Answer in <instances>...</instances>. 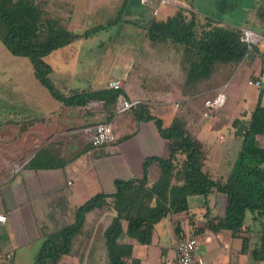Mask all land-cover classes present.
<instances>
[{
	"label": "crops",
	"instance_id": "obj_1",
	"mask_svg": "<svg viewBox=\"0 0 264 264\" xmlns=\"http://www.w3.org/2000/svg\"><path fill=\"white\" fill-rule=\"evenodd\" d=\"M63 1L46 0V3L59 5ZM68 1L72 11L69 21L64 25L73 32H82L104 23L110 18V16L107 18L104 12L111 8L115 9L127 0ZM137 1L136 8L128 9L129 12L132 11L130 14L133 13L132 18L127 16V19L131 21H125L135 27L133 36L138 37L137 39L134 37L135 49L137 56L142 57L139 62L137 60L136 80L130 77L135 62H131L125 68L123 76H120V73H117L114 78L111 76L120 53L122 56H129V51H132L129 41L118 38L119 46L116 53L108 52L107 54L103 46L97 49L100 54L98 53L96 57L91 55V51L97 48L98 44L105 45L107 36H110L107 30L109 26L86 36H79L53 49L44 55V59L51 66L50 75L54 85L63 93L70 95L75 91L110 88L109 81L120 79L122 80L121 89L125 91L126 95L125 93L124 95L127 99L135 103L147 102L151 112L161 116L164 124H169L178 111L179 104L186 103L184 108H187V102L191 98L184 91V66L177 53L178 49L170 41L150 39L145 28L132 21L145 22L153 16L164 19L174 13L177 5H184L183 3L187 4L184 6L192 9L198 10V6L196 4L191 6L189 0H179L178 4L164 2L161 3L162 6H159L156 0ZM154 8L157 9L155 14ZM46 9H51L50 11H55L58 15L62 14V9L59 7L47 8L46 6ZM102 13H104L100 16L102 20L98 21L97 18ZM78 15L81 16L79 20H77ZM241 27L248 28L245 25ZM254 31L261 34L262 39L256 44V50L252 55L242 62L246 64V69L238 79L233 78L241 63L222 88L226 93L225 102L228 101L223 121L230 126L233 118L249 112L254 106L244 108L243 105L237 106L234 103L241 99L244 101L245 96H249L250 105L254 101L255 104L257 100L258 93L253 91L251 95V89L247 86L253 85L249 79L264 69V32ZM139 39L141 46L137 47ZM9 53L12 61L10 67L7 69L1 66L0 68V213L6 215V219L0 221V252L9 253L10 256L0 258V264H35V255L42 243V225L54 228L71 222L74 219L75 207L99 191H111L115 178L141 177L144 158L150 155L167 156L170 152V140L160 136L153 120H137L131 108L116 114L115 106L111 102L92 100L91 104L72 105L56 99L33 76L32 64L27 56L10 51ZM3 56L6 57V53H3ZM162 56L168 61L163 71L160 70ZM107 59L109 64L105 62ZM124 61L125 58L120 62L121 65L126 62ZM106 66H108L107 69ZM20 67L24 68V72L17 71ZM237 92L242 98H238ZM262 102L264 104V93ZM4 108L8 110L4 111ZM107 120L111 121L112 125L115 123L113 130L116 138L113 142L120 141L118 144L121 149V157L115 160L120 163V168H124V171L128 173L124 174L125 176H121L118 170L111 171L109 174L105 170L111 154L117 150V147L102 150V148L95 149L90 144V132L86 127ZM230 134L232 136L230 138L234 140L232 133ZM259 138L264 140V135L258 136V141H260ZM36 156L40 157V165L30 163ZM109 162H114L113 158ZM232 163L224 168V176L229 172ZM110 166L108 164L109 169L112 170ZM154 166H151L148 171L150 179L155 176ZM197 197H189L192 212L200 204L203 205V199L200 201L198 199L197 202ZM105 204L109 206L103 208ZM105 204L97 209L103 231L115 215L113 207L109 203ZM86 218L87 214L85 221ZM177 227L179 230L184 229L185 232L190 230L185 213L167 214L157 221L151 243H140L127 236L124 220L121 221L116 234L121 237V240L118 238L120 241L132 243L133 254L140 258V264L145 261L144 255L148 259L149 248L156 256L158 255L153 264H174ZM94 229V226L86 229L85 235L79 233L73 239L72 243L77 247L78 253L73 262L70 261L73 264H86L94 257L96 250ZM219 231L222 240L216 238L214 231L202 233L200 247L203 243L209 242L221 250V254L216 257V263L206 260L209 264H228L234 261L241 264V260H244L247 254L239 253V236L233 237L224 229ZM103 244H105L104 241ZM63 257L64 255L58 264H65ZM252 262L257 264L254 258ZM260 264H264V260L260 261Z\"/></svg>",
	"mask_w": 264,
	"mask_h": 264
},
{
	"label": "trees",
	"instance_id": "obj_2",
	"mask_svg": "<svg viewBox=\"0 0 264 264\" xmlns=\"http://www.w3.org/2000/svg\"><path fill=\"white\" fill-rule=\"evenodd\" d=\"M217 4L220 10L234 5L228 0H217ZM46 6L59 7L62 14L47 10ZM71 11L68 0L59 5L46 0H0V39L10 52L29 58L33 76L56 99L72 105H84L90 100L114 104L117 95L124 94L121 88L63 93L54 85L51 66L44 55L79 36L131 20L119 13L92 28L73 32L64 25ZM132 22L142 25L150 39L170 41L178 51H183L184 91L191 97L187 108H184L186 103L179 104L171 122L164 124L161 116L151 112L147 102L140 101L131 107L137 120H153L160 136L170 140V152L167 156H146L141 177L115 178L111 191H99L76 206L71 222L54 228L42 225V243L35 255V264H58L63 255L71 253L72 241L79 234L86 213L105 203L115 210L103 231L108 264H140V258L133 254L132 243L118 239L116 233L122 220L126 221L127 236L147 244L152 241L157 221L167 214L180 212L186 214L189 228L197 232L224 229L233 237L239 236V253L251 255L260 264L264 260V144L257 137L264 135V85H260L252 109L231 121V133L240 147L224 179L211 176L203 168V159L195 145L198 128L190 122L197 110L191 103L193 96L200 95L198 110L203 112L204 100L223 88L238 66L256 50V45H248L241 38V26L225 22L214 13L184 5H177L174 13L164 19L153 16L142 23ZM39 161L40 157L36 156L30 163L40 165ZM153 165L155 176L150 179L148 171ZM213 193L223 195L225 202L221 213L210 215L213 209L209 197ZM190 196L203 197L208 218L203 225L190 212ZM248 214L251 224L258 222L260 231L251 249L249 237H240L244 229L253 228L246 225ZM177 229L176 242L186 236L184 229Z\"/></svg>",
	"mask_w": 264,
	"mask_h": 264
},
{
	"label": "rangeland",
	"instance_id": "obj_3",
	"mask_svg": "<svg viewBox=\"0 0 264 264\" xmlns=\"http://www.w3.org/2000/svg\"><path fill=\"white\" fill-rule=\"evenodd\" d=\"M156 1H157V4L159 6H162L161 0H156ZM189 1L191 3H193V5L196 4V6H198L199 10H204L205 12L214 13L217 17L222 18V20L225 22H231V23L238 25V26L245 25V26H248V28L251 27L254 30L264 32V0H228V3H233L234 5H232L231 7L227 6L223 10H220V8L217 6L218 5L217 0H189ZM178 2H179V0H178ZM180 4H182V3H180ZM183 4H185V3H183ZM137 5H138L137 0H127L124 4L121 3L120 6L116 7L115 9L112 10V8H111L110 9L111 11L108 10L104 13H106V17L110 16V18H113L117 15L118 12L121 11L122 12V13L120 12L121 17L124 16V18L126 17V19L128 17L132 18L133 13L130 14V12H132V11L129 12L128 9L133 10V8H136ZM185 5H187V4H185ZM104 13L99 14V17L97 18L98 21L102 20V19H100V16H102ZM80 18H81V16L78 15L77 20H79ZM119 22H121V23L111 24L109 26L110 28L107 30H109L108 33L110 34V36H107L108 39L105 40V45H103L101 43H100V45L98 44V47L94 48L91 51V53H92L91 55L96 57L98 53L100 54V52H98L97 49H99V48L101 49V48H103V46H105L107 54H108V52L116 53L117 47L119 46V43L117 42L118 38L123 39L124 41H129L132 51H129L130 53L128 52L129 56L128 55L122 56L120 53V57L117 58V60L114 64V70L111 73V76L114 78V76H117V73H120V76H123L125 68H127L131 62L132 63L135 62V65L131 70L132 72L130 73V77H131V79L133 78L134 80H136V78L138 77V75H137V68H138L137 67V60L139 62V60L142 58L140 55L137 56L136 49H135L136 39L138 37L133 36V30H135L134 26H132L131 24L125 23V21H119ZM165 44L169 45V43H165ZM138 46H141L140 39H139V43L137 44V47ZM0 47H1V49H0V68H1V66H5L8 69L12 63V61L9 58V55H11V54L9 53V50L3 44L1 39H0ZM124 48H126V47H124ZM1 51H3V52H1ZM3 53H6V57L3 56ZM177 53L179 54L180 61H182L183 60V51L180 49V51H177ZM124 58H125V61L127 63L124 61L126 64L124 63L123 65H121L122 63H120V62L123 61ZM105 62H106V64H109L108 59ZM170 62H171V64L173 63L172 60ZM166 63H168V61L166 60V57L162 56L161 57V65H160L161 71H163L164 65ZM107 68H108V66H106V69ZM245 69H246V64L242 63L240 65V67L237 69L233 78L238 79L242 75V72ZM18 70H20V71L23 70V72H24V68L23 69H21V67L17 68V71ZM7 72H8V70H7ZM155 78H157V77H155ZM151 79H153V77H151ZM37 83L39 84V82H37ZM247 87L249 89H251L250 93L252 95L253 91L258 93L260 85H256V84L250 85L249 84V86H247ZM123 92L125 93L124 90H123ZM125 95H126V93H125ZM236 95H238V98L241 97L240 93H238V92L236 93ZM199 96L200 95L193 96V99L191 101V103H193L197 106L196 107L197 110H194L195 111L194 112L195 118L193 117L192 119H190V122L192 123V125H196L197 128L199 126V133L197 131L198 135L196 134L197 137H195V145L197 147L199 154L201 155V157L203 159V163H204L203 168L205 170H207L211 176H213L215 178H221L222 179V178H225L227 175V174L225 176L223 175V174H225L224 168L227 165H230L229 163H232L234 157L237 155V151L240 147V142L237 139H235L234 137H233L234 140L230 138V137H232L230 134L231 130L233 129L232 124L230 126L228 123L223 121V116L226 115V106H227L228 101L224 102L221 106H219L217 108L216 112H214L213 114L205 115L204 111L202 112L201 110H198V108L200 107ZM248 97L249 96H245L244 101H243V99H241L239 102L234 103V104L237 106L243 105L244 108H249L250 106H253L255 101L253 103H251V105H250V99ZM3 110L6 111L8 109L4 108ZM127 112H129V111H127ZM198 119H199L200 125L198 124ZM114 125H115V123H114ZM259 139H260L261 144H264V140H261V138H259ZM119 142L120 141H117V142L112 141V142H107L105 144L97 145V146L92 145L90 142V144L92 145V146L91 145L90 146L95 148V149L102 148V150H104L105 148H108V147H117V150H114V153L111 154V157L113 158L114 162H112V163L109 162L110 159H112L109 156L110 159L106 164L105 170H106L107 174H109L111 171L118 170V172H119V174H121V176H125L124 174H128V173H126V171H124V168H120V163L117 160H115V158L121 157V155H120L121 149H120L119 144H118ZM162 156H165V155H162ZM108 164L111 165L110 167L112 168V170L109 169ZM263 166H264V164H263ZM152 173L154 174V172H152ZM130 174H131V172H130ZM200 197L201 196H198L196 198L197 202H198V199H199V201L201 199H203ZM224 202H225V197L223 195L213 193L209 197V203H210V206L212 207L211 209H213V211L210 212V215H213V214L219 213V212L221 213L222 212L221 209L223 207ZM108 206L109 205L105 204L103 208L108 207ZM99 208H101V207H94L93 209H91L90 211H88L86 213L87 214V218L85 221L86 224L84 223L82 225L81 230L79 232V233H84V235H85L87 233L86 229H90L93 226L95 228L94 229V237H95L96 250H95L94 257L91 258L90 260H88V262L86 264H108V260H107L106 252H105V246H104L105 244H103L104 235H103V230L101 228L102 222L99 218V214H98V210H97ZM195 211L192 212V210H190V212L194 213L193 215L198 220V223L200 225H203V223H205L206 220H208V218L205 216L206 206L200 204L199 207ZM178 214H184V212H180ZM250 220H251V217L248 214L247 219H246V225L253 227V228H250V230L244 229V231L240 234V237H242V236H248L249 237V239H250V241H249L250 247L249 248L251 249V248H253L255 243H257V241H258L257 237L259 236L260 231L258 230V228H259L258 222H256V223L254 222V224H251ZM256 225H257V227H255ZM118 238L121 240L120 236ZM240 241H241V239H240ZM150 249L151 248H149L147 250V251H149L148 259L145 258L146 257L145 255L143 256L144 260L146 261V262L144 261L143 264H150V263L153 264L152 263L153 261L156 262L158 255L156 256L154 254V252L151 251ZM70 250H71V253L66 254L63 257L65 264H73L72 263L73 259L78 254L76 251L77 247L73 243L71 244ZM197 252L200 255H202L205 259L211 260V263H216V261H217L216 257L219 254H221L220 248H215L209 242L203 243V245H201L200 249ZM252 259H253V257L251 255L247 254L244 256V260H241V264H248L249 262L251 264H253ZM70 261H72V262H70ZM60 264H63V263H60Z\"/></svg>",
	"mask_w": 264,
	"mask_h": 264
},
{
	"label": "built area",
	"instance_id": "obj_4",
	"mask_svg": "<svg viewBox=\"0 0 264 264\" xmlns=\"http://www.w3.org/2000/svg\"><path fill=\"white\" fill-rule=\"evenodd\" d=\"M145 1V0H142ZM161 2H175L179 3L178 0H161ZM185 5V4H184ZM187 6V5H186ZM157 9H153V13L155 14ZM241 38L248 44V45H256L261 39L262 35L258 32L243 27L242 28V36ZM250 83L261 85L264 83V69L259 72L253 78L249 79ZM108 86L114 89H120L122 87V80L114 79L108 82ZM226 101V93L223 89L219 90L213 97H207L204 100V114L211 115L216 112L217 108L221 106ZM93 103L92 100L88 101L87 104ZM135 104V101L127 99L124 94L121 92L117 95L116 100L114 102V110L115 113H120L124 110L131 108ZM89 132V140L92 145H102L107 142H112L115 140L116 135L113 130L112 122L107 121H100L96 122L93 125L86 127ZM6 219V215L0 213V221H4ZM215 236L218 240H222V235H220L219 229L214 231ZM202 233L197 232L193 229H190L186 232V236L176 242L175 251V262L174 264H209L208 261L200 255L197 251L200 248V244L202 243ZM3 256H10L9 253H1L0 258Z\"/></svg>",
	"mask_w": 264,
	"mask_h": 264
}]
</instances>
